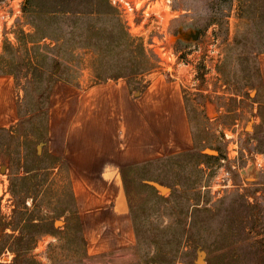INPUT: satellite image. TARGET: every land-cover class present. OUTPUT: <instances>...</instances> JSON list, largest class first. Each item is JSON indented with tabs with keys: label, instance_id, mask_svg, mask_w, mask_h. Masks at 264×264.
Returning <instances> with one entry per match:
<instances>
[{
	"label": "rangeland",
	"instance_id": "obj_1",
	"mask_svg": "<svg viewBox=\"0 0 264 264\" xmlns=\"http://www.w3.org/2000/svg\"><path fill=\"white\" fill-rule=\"evenodd\" d=\"M113 1L47 23L0 0L18 113L0 127V264H264V0ZM155 76L183 81L195 147L123 170L133 238L111 242L84 223L66 131L88 88Z\"/></svg>",
	"mask_w": 264,
	"mask_h": 264
},
{
	"label": "crops",
	"instance_id": "obj_2",
	"mask_svg": "<svg viewBox=\"0 0 264 264\" xmlns=\"http://www.w3.org/2000/svg\"><path fill=\"white\" fill-rule=\"evenodd\" d=\"M260 67L264 79V56ZM146 84L134 90L126 79L108 80L85 90L66 131L63 153L87 230L110 231L111 238L119 231L125 244L133 230L123 170L195 147L183 81L155 76ZM3 92L8 102L0 107V127H9L18 119L11 78H0V98Z\"/></svg>",
	"mask_w": 264,
	"mask_h": 264
},
{
	"label": "trees",
	"instance_id": "obj_3",
	"mask_svg": "<svg viewBox=\"0 0 264 264\" xmlns=\"http://www.w3.org/2000/svg\"><path fill=\"white\" fill-rule=\"evenodd\" d=\"M24 13L28 17L34 16L35 19L43 18L47 23L61 16L79 23L86 15H110L112 7L110 0H27ZM32 26L37 34L46 35L47 31L43 26L37 23H32ZM126 170L128 169H124L125 172Z\"/></svg>",
	"mask_w": 264,
	"mask_h": 264
},
{
	"label": "water",
	"instance_id": "obj_4",
	"mask_svg": "<svg viewBox=\"0 0 264 264\" xmlns=\"http://www.w3.org/2000/svg\"><path fill=\"white\" fill-rule=\"evenodd\" d=\"M252 127H251V125L248 127V129H251ZM256 168L258 169V170H260L259 169V167L256 165ZM155 187H156V189H158V190H160L163 194H166L168 191H170V189L169 188H166V187H163V186H161V185H158V184H155ZM60 224V222H57L56 223V226H58Z\"/></svg>",
	"mask_w": 264,
	"mask_h": 264
},
{
	"label": "built area",
	"instance_id": "obj_5",
	"mask_svg": "<svg viewBox=\"0 0 264 264\" xmlns=\"http://www.w3.org/2000/svg\"><path fill=\"white\" fill-rule=\"evenodd\" d=\"M114 3H116V0L115 1H113ZM258 166V165H257ZM259 168H260V166H258Z\"/></svg>",
	"mask_w": 264,
	"mask_h": 264
}]
</instances>
